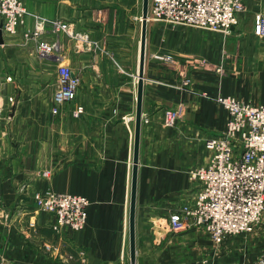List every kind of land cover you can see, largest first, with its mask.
<instances>
[{"label":"crops","instance_id":"obj_1","mask_svg":"<svg viewBox=\"0 0 264 264\" xmlns=\"http://www.w3.org/2000/svg\"><path fill=\"white\" fill-rule=\"evenodd\" d=\"M244 3L230 34L148 20L136 264H254L264 254V214L219 245L203 227H168L197 187L190 172L209 160L205 141L226 128L217 98L264 105V36L255 33L264 0ZM67 9L31 6L0 44V264H131L143 0H68ZM37 17L67 22L68 32L46 25L30 37ZM61 65L79 80L74 102L55 100ZM166 109L179 112L174 127L163 126ZM47 189L89 200L83 231H58L53 213L35 210L34 192Z\"/></svg>","mask_w":264,"mask_h":264},{"label":"built area","instance_id":"obj_2","mask_svg":"<svg viewBox=\"0 0 264 264\" xmlns=\"http://www.w3.org/2000/svg\"><path fill=\"white\" fill-rule=\"evenodd\" d=\"M244 6V0H151L148 18L230 33ZM25 14L21 0H0V26L5 32L15 33L24 23ZM37 19L38 25L50 21L57 32H68V24L62 21ZM255 32L264 36V16L257 22ZM39 50L42 55H51L56 46L45 42ZM78 86L79 80L71 68L61 65L55 100L74 102ZM217 102L227 110L226 128L205 141L209 160L190 172L197 187L193 195L170 212L168 227L172 232L203 227L219 245L229 236L251 232L264 214V105L246 103L233 96L218 97ZM82 112V106L74 109L76 116ZM178 118L177 110H164L163 126L174 127ZM34 195L38 209L55 214L58 231L62 227L75 232L84 230L90 203L87 198L53 190ZM254 264H264V254Z\"/></svg>","mask_w":264,"mask_h":264},{"label":"water","instance_id":"obj_3","mask_svg":"<svg viewBox=\"0 0 264 264\" xmlns=\"http://www.w3.org/2000/svg\"><path fill=\"white\" fill-rule=\"evenodd\" d=\"M151 0H143V28L141 39V59L139 67L138 93H137V110H136V125H135V142L133 156V172L131 183V199L129 213V228H130V256L131 264H136L137 257V241H136V213H137V195H138V167L140 154V140L143 125V95H144V67L146 59V31L149 16ZM4 42L3 32L0 29V44Z\"/></svg>","mask_w":264,"mask_h":264},{"label":"rangeland","instance_id":"obj_4","mask_svg":"<svg viewBox=\"0 0 264 264\" xmlns=\"http://www.w3.org/2000/svg\"><path fill=\"white\" fill-rule=\"evenodd\" d=\"M21 2L23 3V5H24V8H25V10L27 11V14H25L24 15V23H25V19H26V17H28V16H33V13L34 12H32L31 10H29V8H31V6L32 7H34V6H36L37 8H44V10H46V12H52V14L53 15H55V14H62V15H64V14H67V11H68V9H67V4H68V0H28V2L26 1V0H21ZM151 3V2H150ZM244 5H245V3H244ZM245 7V6H244ZM149 10H150V8H149ZM244 10H245V8H244ZM243 10V11H244ZM243 11H241V12H243ZM240 13V12H239ZM238 13V14H239ZM238 14H237V21H238V23H239V19H238ZM149 17V16H148ZM262 17V16H261ZM261 17H260V19H261ZM47 19V18H46ZM259 19V20H260ZM49 20H51V19H49ZM150 20H153V21H158V20H154V19H150ZM258 20V21H259ZM257 21V22H258ZM23 23V24H24ZM62 23H66V24H68L67 22H62ZM168 23V22H167ZM237 23V24H238ZM23 24H21L20 26H18V28H16V32L15 33H9V32H5V30H4V27L3 26H0V29L2 30V32H3V40H4V35L5 34H7V35H10V36H17V34H18V31L20 30V27L23 25ZM39 24H40V22H39ZM170 24V23H169ZM236 24V25H237ZM257 24V23H256ZM46 25H49L51 28H52V30L54 31L55 30V28L53 27V26H51L50 25V22L49 21H46L45 22V24H43L42 26H41V24L40 25H38V26H40L41 28H40V30H38L37 32H36V30H37V28H36V30H35V32L33 33V34H31L30 35V37L31 36H33V37H36V36H39V35H42L43 33H45V29H46ZM175 25H177V24H175ZM235 25V26H236ZM185 26H189V25H185ZM197 28V27H196ZM200 29H202V28H200ZM234 29V27L231 29V32H232V30ZM204 30H206V29H204ZM255 30H256V26H255ZM56 31V30H55ZM211 31V30H210ZM61 32H63V31H61ZM61 32H59V33H61ZM213 32H216V31H213ZM230 32V33H231ZM53 33H55V32H53ZM67 33V32H66ZM221 33H225V32H221ZM230 33H225V34H230ZM256 33V32H255ZM259 36V35H258ZM45 42H48V43H50V44H53V42H50V41H42L41 43H40V45L42 44L43 45V43H45ZM4 43V42H3ZM2 43V44H3ZM39 45V46H40ZM38 49V48H37ZM54 53H55V50L53 51V53L51 54L52 56L54 55ZM51 55H45V56H51ZM161 57V59H164V60H166L167 58L166 57H164V56H160ZM60 67V66H59ZM72 70V69H71ZM58 83H59V80H58ZM55 96H56V94H55ZM51 189H47V190H42V191H36V192H34V194L35 193H37V192H39V193H45V192H47V191H50ZM56 192V191H55ZM58 193H62V192H58ZM35 196V195H34ZM34 196H33V200H34V208H35V210H42V209H38V206H37V204H36V201H35V198H34ZM50 213H52V212H50ZM55 215V214H54ZM55 218H56V216H55ZM57 223V222H56ZM68 228V227H67ZM255 228V227H254ZM63 229V227L61 228V230ZM70 229V228H69ZM71 230V229H70ZM73 231V230H72ZM75 232V231H74ZM218 245V244H217ZM47 248H48V246H47ZM49 249V248H48ZM258 261V260H257Z\"/></svg>","mask_w":264,"mask_h":264}]
</instances>
